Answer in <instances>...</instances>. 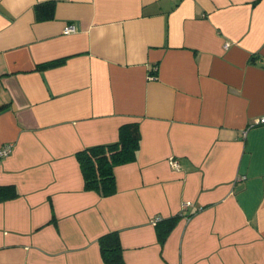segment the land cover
<instances>
[{
  "label": "crops",
  "instance_id": "crops-1",
  "mask_svg": "<svg viewBox=\"0 0 264 264\" xmlns=\"http://www.w3.org/2000/svg\"><path fill=\"white\" fill-rule=\"evenodd\" d=\"M262 116L264 0H0V264H105L110 231L123 264H264ZM132 122L86 190L76 153Z\"/></svg>",
  "mask_w": 264,
  "mask_h": 264
},
{
  "label": "trees",
  "instance_id": "trees-1",
  "mask_svg": "<svg viewBox=\"0 0 264 264\" xmlns=\"http://www.w3.org/2000/svg\"><path fill=\"white\" fill-rule=\"evenodd\" d=\"M49 6L50 9L42 11L41 3L37 4L38 16L52 15L53 4L49 3ZM138 149V123L132 122L120 126L118 139L115 142L93 145L78 151L76 158L83 174L85 189L95 191L104 197L112 195L116 191L113 168L134 161ZM17 195L18 191L13 185L0 186V200L15 198ZM172 224L173 221L168 220L159 231L161 243ZM98 242L105 264H123V247L116 231L103 234L99 237Z\"/></svg>",
  "mask_w": 264,
  "mask_h": 264
},
{
  "label": "built area",
  "instance_id": "built-area-1",
  "mask_svg": "<svg viewBox=\"0 0 264 264\" xmlns=\"http://www.w3.org/2000/svg\"><path fill=\"white\" fill-rule=\"evenodd\" d=\"M63 33L65 34H69V33H72V32H75L76 31V26L73 24V23H69V24H66L64 27H63ZM256 123H264V116L258 118L256 120ZM12 144H4L3 146L0 147V157H4L6 155H8L11 151H12ZM170 164L174 167H177V162L174 160V159H170L169 160ZM161 220V218L159 217H156V218H152L150 220V223L155 225L157 222H159Z\"/></svg>",
  "mask_w": 264,
  "mask_h": 264
}]
</instances>
